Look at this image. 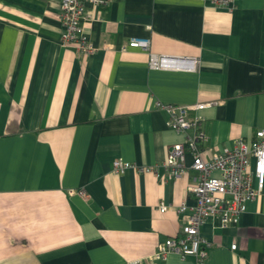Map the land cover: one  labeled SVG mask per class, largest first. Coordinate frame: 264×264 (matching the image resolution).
<instances>
[{
  "label": "crops",
  "instance_id": "0c3cea01",
  "mask_svg": "<svg viewBox=\"0 0 264 264\" xmlns=\"http://www.w3.org/2000/svg\"><path fill=\"white\" fill-rule=\"evenodd\" d=\"M231 7L110 0L85 23L98 46L88 55L61 43L60 0H0V264H197L152 261L180 233L196 173L166 172L184 136L156 103L211 102L199 112L209 155L264 130V0ZM133 36L198 67L151 68ZM116 159L158 166L159 177L115 173ZM201 234L212 243L203 264H264V189L237 223L222 228L215 215Z\"/></svg>",
  "mask_w": 264,
  "mask_h": 264
},
{
  "label": "built area",
  "instance_id": "2783aa9c",
  "mask_svg": "<svg viewBox=\"0 0 264 264\" xmlns=\"http://www.w3.org/2000/svg\"><path fill=\"white\" fill-rule=\"evenodd\" d=\"M223 7H231L234 0H211ZM110 0H60V21L63 27L61 43L72 46L79 53L93 54L98 46L91 40L85 23L92 17L93 10L106 6ZM232 8V7H231ZM128 46L141 48L149 53V66L154 69L196 70L198 61L194 58L172 57L151 51V39L133 36ZM157 107L168 113V125L184 136L175 143L164 162L166 172L173 178H181L190 170L196 173L188 186L190 202H183L177 208L185 216L178 235L160 242L152 261L166 260L170 253L182 258L193 256L197 264H203L212 243L201 234V226L212 216L218 215L221 227L227 228L239 221L247 209V203L257 199L264 189V130H258L250 141L239 139L233 147L210 154L205 144L208 136L204 130L200 111L211 106V102L180 105L157 101ZM191 112H196L194 116ZM187 154L192 163L187 164ZM254 158L255 168L251 169L250 159ZM115 173L128 170L137 173H153L159 177L158 166L141 165L123 159L112 163ZM85 196L83 188L77 190ZM160 210L168 206L161 202ZM233 250L237 243L232 244Z\"/></svg>",
  "mask_w": 264,
  "mask_h": 264
}]
</instances>
